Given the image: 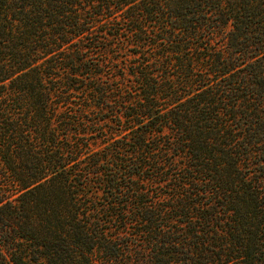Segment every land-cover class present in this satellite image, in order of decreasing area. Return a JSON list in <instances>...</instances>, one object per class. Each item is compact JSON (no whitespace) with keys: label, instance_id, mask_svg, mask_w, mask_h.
Segmentation results:
<instances>
[{"label":"trees","instance_id":"trees-1","mask_svg":"<svg viewBox=\"0 0 264 264\" xmlns=\"http://www.w3.org/2000/svg\"><path fill=\"white\" fill-rule=\"evenodd\" d=\"M264 264V0H0V264Z\"/></svg>","mask_w":264,"mask_h":264},{"label":"rangeland","instance_id":"rangeland-1","mask_svg":"<svg viewBox=\"0 0 264 264\" xmlns=\"http://www.w3.org/2000/svg\"><path fill=\"white\" fill-rule=\"evenodd\" d=\"M133 264H136V263H133Z\"/></svg>","mask_w":264,"mask_h":264}]
</instances>
